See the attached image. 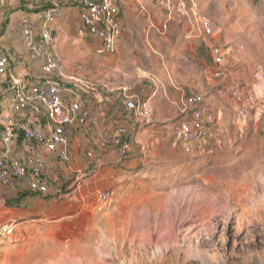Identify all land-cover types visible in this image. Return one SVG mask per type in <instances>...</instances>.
<instances>
[{
  "label": "rangeland",
  "instance_id": "1",
  "mask_svg": "<svg viewBox=\"0 0 264 264\" xmlns=\"http://www.w3.org/2000/svg\"><path fill=\"white\" fill-rule=\"evenodd\" d=\"M13 1L3 0V13ZM146 1L165 3L146 22L159 50L157 70L184 81L186 94L204 96L208 147L186 154L180 124L146 138L145 166L110 206L95 198L86 207L70 195L62 199L70 206L63 219L0 226V264H264V0ZM204 20L214 38L201 32ZM211 46L231 68L226 83L213 76Z\"/></svg>",
  "mask_w": 264,
  "mask_h": 264
},
{
  "label": "crops",
  "instance_id": "2",
  "mask_svg": "<svg viewBox=\"0 0 264 264\" xmlns=\"http://www.w3.org/2000/svg\"><path fill=\"white\" fill-rule=\"evenodd\" d=\"M82 1L14 0V4H6L9 6L7 8H10L8 13H0V21H7L5 26L0 27V51L10 59L12 70L10 78L0 83V97H3V101H0V119L11 115L7 98L12 85L11 79H22L30 86L41 84L45 80L41 63L27 56L22 37V20L29 18L35 21L41 12L54 8L57 11L53 26L56 37L55 50L66 73V78L62 81L65 102L69 104L76 98V91L84 81L108 88L111 94L110 100L106 102H100L86 94L90 98L89 111L92 118L99 120L97 128L113 130L121 125L128 126L132 132V154L128 159L122 160L114 148L99 145L94 134L97 128L91 123L78 127L71 138L69 162L62 164L54 156H49L47 176L58 186L73 189V185H66L64 180L79 175L82 178L81 185L59 199L31 194L27 179L19 181L15 189L0 185V226L11 223L16 226H33L37 221L49 224L63 219L70 206L62 199L70 195L78 194L86 207L95 198L100 202L103 193H109L113 197L124 187V182L129 176H137L145 166L146 150L149 147L146 138H156L157 132L170 133L172 127L181 124L176 104L186 95L182 87L185 82L174 79L169 73L167 78L166 71L157 70L156 53L159 50L155 44H151V31L146 29V22L151 18L149 12L154 16L161 15L164 1L154 3L146 0H127L122 5L121 20L127 31L118 41L112 54L100 53L102 42L88 38L85 32L79 29ZM1 5H4L3 0ZM143 15H147L148 19ZM171 15L167 14L168 17ZM135 19L142 22V30L135 28ZM137 38L141 40V46ZM212 48L213 46L210 47ZM144 59L150 62L149 65H143ZM123 91L129 95L150 99L154 109L151 123H140L126 115ZM205 111L204 106V119ZM1 128L0 121V130ZM3 149L0 133V155ZM12 150L19 157L30 156L29 150L23 146L20 139L12 145ZM94 167L96 168L93 169ZM22 194L27 195L19 206L6 205L8 201ZM27 203L31 205L27 206Z\"/></svg>",
  "mask_w": 264,
  "mask_h": 264
},
{
  "label": "built area",
  "instance_id": "3",
  "mask_svg": "<svg viewBox=\"0 0 264 264\" xmlns=\"http://www.w3.org/2000/svg\"><path fill=\"white\" fill-rule=\"evenodd\" d=\"M126 1H82L79 29L88 38L102 42L100 53H114L118 41L126 33L127 29L121 20V8ZM166 2L170 3L171 0ZM56 17L57 11L51 8L41 12L35 21L29 18L22 20L25 49L32 60L41 63L45 80L41 84L30 86L22 79H11L12 85L7 93L11 115L0 119V133L4 144L0 155V185L15 189L19 181L27 179L30 192L52 199H59L66 194L61 186L55 185L47 176L49 156H54L62 164L68 163L71 138L75 130L88 123L96 128L99 126V120L91 116L90 98L86 94L100 102L109 101L111 94L108 88L84 81L76 91V98L69 104L65 102L62 81L66 78V73L55 50L53 26ZM162 30H168V22L163 25ZM200 30L205 37H215L216 31L208 20L201 22ZM211 54L216 66L214 78L226 83L230 80L232 71L225 54L215 47L211 49ZM11 70L10 59L0 51V83L10 78ZM229 92L233 100L241 104L239 89L232 86ZM123 96L126 115L130 119L144 124L153 121L154 109L150 99L129 95L126 91H123ZM204 105V96L197 91H190L176 104L181 117L180 141L188 155L203 153L210 143ZM240 115L244 119L248 116L243 106L240 107ZM94 134L101 147L114 148L122 160L131 156L132 132L128 126L121 125L113 130L97 128ZM19 139L30 152L28 158L19 157L12 150V145ZM81 182V176H76L72 184V188L75 187L73 190ZM100 203L105 207L110 206L111 194H101Z\"/></svg>",
  "mask_w": 264,
  "mask_h": 264
},
{
  "label": "trees",
  "instance_id": "4",
  "mask_svg": "<svg viewBox=\"0 0 264 264\" xmlns=\"http://www.w3.org/2000/svg\"><path fill=\"white\" fill-rule=\"evenodd\" d=\"M2 9H3V6L1 7L0 13H3ZM4 9L6 10V8H4ZM7 11H8V10H6V13H8ZM4 13H5V12H4ZM4 13H3V14H4ZM6 23H7V21L3 20V22L0 23V25H2V26H0V27L5 26ZM31 194H33V195H37V194H34V193H32V192H31ZM65 194H67V192H65ZM26 195H27V194H22V195L19 196L18 198H15V199H13V200L8 201V202L6 203V205L9 206V207L19 206L20 203H21V201L26 197ZM37 196H38V195H37ZM51 199H52V198H51Z\"/></svg>",
  "mask_w": 264,
  "mask_h": 264
}]
</instances>
